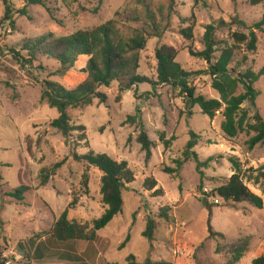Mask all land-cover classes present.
Listing matches in <instances>:
<instances>
[{"label": "rangeland", "instance_id": "1", "mask_svg": "<svg viewBox=\"0 0 264 264\" xmlns=\"http://www.w3.org/2000/svg\"><path fill=\"white\" fill-rule=\"evenodd\" d=\"M11 1L17 9L25 4L24 0ZM46 3L50 11L31 4L27 7L28 14L15 13V27L9 22L0 26V45L5 51L8 47L20 50L25 39L50 32L65 36L115 19L125 34L136 28L145 33L147 40L141 51L139 72L157 80L156 51L163 44L179 49L177 61L186 70L206 69L207 61L192 55L190 49H205L204 33L207 25L213 24L216 48L236 47L230 65L236 73L248 68L258 72L264 66V26L253 28L263 16L264 3L256 6L250 5L249 0H205L198 5L194 0H146V5L139 0H46ZM4 9L0 0V19ZM193 21L194 38L190 41L180 29ZM251 29L258 36L255 51L248 49L247 42L239 43L234 38V33L249 34ZM7 52L0 53V264H7L5 253L13 249L21 256L13 258L10 264H126L132 254L141 263L152 258L175 264H231L232 245L243 240L249 241L248 249L234 264H251L254 258L264 255V204L257 208L247 202H226L212 194L233 173L229 157L236 155L245 183L264 200V144L253 149L247 145L254 133L228 137L221 127L223 114L212 119L202 113L199 105L189 109L186 99L171 85L153 88L145 82L121 91L119 81H114L110 86L98 88L105 95L104 102L95 98L90 105L69 108L72 123L85 125L88 143L68 144L62 132L51 126L59 114L42 99V81L51 79L71 89L84 75L79 70L55 74L60 63L46 56H39L33 66L24 67ZM84 63L85 58H81L78 69ZM211 82V77L204 74L191 77L198 94L217 98L219 93ZM255 87L259 91L256 104L244 102L242 106L250 117L258 112L264 118V75ZM242 92L244 88L239 85L237 94ZM137 109L141 110L153 141L149 160L137 140L140 128L128 120ZM192 131L197 135L193 150L199 161L204 163L213 158L209 165H199L191 155L177 169V160L184 159ZM162 133L165 139H170L167 147ZM73 147L78 153L94 150L118 161H128L135 181L123 189L122 212L97 232L94 242L67 247L73 251L66 253H70L71 259L33 260L28 256L30 240L49 239L54 222L73 197H78L79 202L69 211L71 219L90 223L105 210L100 192L102 171L75 160ZM64 158L67 160L47 185H41L42 170H50ZM167 168L173 171L168 172ZM150 176L157 179L162 193L144 188V181ZM21 185L29 186L30 190L19 201L9 193ZM163 206L170 207L168 219L159 216ZM151 213L157 223L152 242L143 235ZM211 232H222L225 237H210ZM129 233L130 240L121 248Z\"/></svg>", "mask_w": 264, "mask_h": 264}, {"label": "trees", "instance_id": "2", "mask_svg": "<svg viewBox=\"0 0 264 264\" xmlns=\"http://www.w3.org/2000/svg\"><path fill=\"white\" fill-rule=\"evenodd\" d=\"M139 1L146 5V0ZM194 1L195 5L205 3V0ZM24 2L23 8L17 9L11 0H3L5 9L0 19L1 27L7 22L10 26L15 27V13L28 14L27 7L31 4H39L48 9L46 0H24ZM171 2H174V0H171ZM249 3L256 6L264 3V0H249ZM147 8L149 10L148 6ZM192 19H195L194 13H192ZM263 26L264 13L261 20L253 28L262 29ZM194 29L195 23L193 21L188 26L181 28L180 33L185 39L191 41L194 38ZM214 32L215 26L208 24L203 37L205 49L202 51L190 49L192 55L202 57L208 63L206 69L196 72L186 70L177 61L178 48L170 44L161 45L156 51L157 80H151L148 76L139 72L141 51L145 48L147 40L145 33L136 28L125 34L119 28L115 19H109L92 29L77 30L65 36H56L50 32L34 39H25L20 50L15 47H8L7 52L0 45V53H10L24 67L33 66L39 56H46L60 63V68L55 74H65L69 70H79L84 75L83 80L71 89L51 79L42 81V99L46 100L52 108H56L59 114L51 121V126L62 132L68 144L75 143L77 145L82 141L88 143L85 125L72 123L68 112L69 108L90 105L95 98H99L104 102L105 95L98 88L100 86H110L112 82L119 81L121 91L131 89L133 86L145 82L152 84L153 88L158 85H171L186 99L189 109L199 105L202 113L212 119L220 113L223 114L224 120L221 127L228 137L234 138L243 132L249 135L254 133L247 140L249 149H253L258 144H264V118L258 112L250 117L248 110L242 105L244 102H249L252 105L256 104L259 91L256 89L255 83L264 75V66L258 72L248 68L244 72L236 73L230 68L231 63L234 61L236 47L233 45L217 49ZM234 38L239 43L247 42L249 50L255 51L257 49L258 36L254 29H251L249 34L236 32ZM217 51L220 54L216 55L215 52ZM81 58H85V63L82 68L78 69L77 63ZM194 74L210 76L211 86L218 91L219 97L198 94L196 87L191 83V77ZM239 85L243 86L244 92L237 94ZM141 114V110L137 109V113L131 115L128 120L137 124L140 128L137 140L145 151L146 159L149 160L152 156L153 141L149 136ZM191 136L192 138L188 141L184 151V159L177 160V169L191 155L199 161L197 152L193 150L197 144V135L192 131ZM161 137L167 147L170 139H165L164 133ZM72 156L77 161L85 162L87 167L93 166L102 171L100 192L105 210L101 216L93 219L90 223L71 219L69 211L79 202L78 197H73L54 222L50 230V238L30 240L31 247L28 256L33 260L71 259L70 253H66L72 251V249L67 247L79 246L82 242H94L97 238V232L106 227L118 213L122 212L124 205L123 189L135 181L134 171L126 160L118 161L107 153L95 152L94 150L78 153L74 147ZM212 158L209 157L204 163L199 161V165H209ZM66 160L64 158L62 161L57 162L50 170H42L41 185H47L50 177ZM229 161L233 166V173L226 182L216 187L212 194L226 202H247L257 208H262L264 200L262 196L252 191L245 183L239 158L236 155H231ZM167 171L172 172L173 169L167 168ZM84 177L87 185V172ZM143 186L146 190H154L153 193L156 194L163 192V189L158 187V181L154 176L146 178ZM28 190H30L29 186L21 185L9 195L22 201L25 199V193ZM169 211V206H163L159 211V216L168 219L170 218ZM156 227V220L151 213L147 217L146 228L143 231V235L151 242L154 239ZM214 235L225 237L222 232H211L209 234L210 237ZM129 240L130 233L120 247H125ZM248 246V240L232 245L231 264L238 262L243 257ZM20 248L23 249V245H20ZM106 264L118 263L108 262ZM126 264L175 263L166 259L154 260L152 258H147L145 262L141 263L132 254L128 256ZM251 264H264V255L254 258Z\"/></svg>", "mask_w": 264, "mask_h": 264}, {"label": "built area", "instance_id": "3", "mask_svg": "<svg viewBox=\"0 0 264 264\" xmlns=\"http://www.w3.org/2000/svg\"><path fill=\"white\" fill-rule=\"evenodd\" d=\"M220 198V197H219ZM20 253H18L17 251H15L14 249L13 250H10L9 252H6L5 253V257L8 258L7 260V264H10L12 261H13V258H20Z\"/></svg>", "mask_w": 264, "mask_h": 264}]
</instances>
